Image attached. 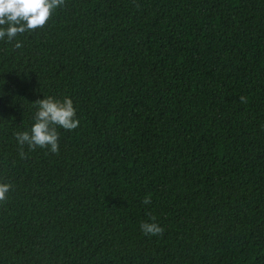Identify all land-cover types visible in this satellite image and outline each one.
Instances as JSON below:
<instances>
[{
    "label": "trees",
    "instance_id": "trees-1",
    "mask_svg": "<svg viewBox=\"0 0 264 264\" xmlns=\"http://www.w3.org/2000/svg\"><path fill=\"white\" fill-rule=\"evenodd\" d=\"M47 96L79 126L21 159ZM0 181V264H264V0H65L0 40Z\"/></svg>",
    "mask_w": 264,
    "mask_h": 264
},
{
    "label": "clouds",
    "instance_id": "clouds-1",
    "mask_svg": "<svg viewBox=\"0 0 264 264\" xmlns=\"http://www.w3.org/2000/svg\"><path fill=\"white\" fill-rule=\"evenodd\" d=\"M65 0H0V40L11 43L16 37L43 28L53 12L63 7ZM14 47L19 49L22 43L17 41ZM241 103H247V97H240ZM35 113L30 130L14 133L18 143V154L26 159L25 145L30 151L37 148L47 149L54 155L60 151L58 128L72 131L79 126L76 108L70 97L58 99L53 96L43 97L34 102ZM12 184L0 181V203L6 202ZM142 203L150 204V196H145ZM151 222H141L140 230L147 236L163 235L164 229L150 215Z\"/></svg>",
    "mask_w": 264,
    "mask_h": 264
}]
</instances>
